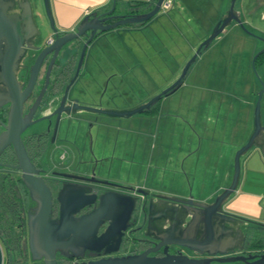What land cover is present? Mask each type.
<instances>
[{"label":"crops","instance_id":"0c3cea01","mask_svg":"<svg viewBox=\"0 0 264 264\" xmlns=\"http://www.w3.org/2000/svg\"><path fill=\"white\" fill-rule=\"evenodd\" d=\"M111 1L50 0V5L58 29L66 30L79 22L85 13L108 9L105 6ZM133 1L136 0H117L116 3L128 9ZM145 1L150 3L152 0ZM229 5L230 0H174L170 10H161L148 22L129 23L110 29L106 36H99L90 47V52L96 51L94 48L102 40L104 49L98 61L90 57L87 60L93 77L99 80L98 85L94 81L89 83L98 90L108 80L106 89L110 92H114L112 84L116 83L117 108H130L145 102L159 88L155 85L153 93L147 90L143 97L130 98L126 84L132 85L124 80L126 67L132 63L138 65L134 71H129V78L139 79L137 69L144 66L150 73L151 68L146 66L150 64L156 69L154 84L158 79H162L161 87L169 84L178 76L185 60L203 38L204 35L199 37L200 34L208 35ZM235 9L246 27L259 34L246 32L232 20L219 36L201 48H205L202 54L201 50L198 52L196 70L193 71L192 63L181 85L171 92L173 94L169 96L165 110L160 103L163 95L141 112L128 116H103L109 127L102 135L96 136V124H91L93 149L97 151L102 140L106 144L104 155L111 164L107 175L110 180L143 188L154 199V195H166L192 198L199 202L213 201L230 184L235 152L252 132L254 105L258 89L264 83L261 76L264 73V0H237ZM136 31L142 35L147 31L144 40L150 41L153 50L159 49L154 41L160 40L165 53L161 54L159 50L157 54L160 55L142 58L137 51L143 48V44L137 43L140 44L137 49L132 45L138 39L134 35ZM233 32L237 40L228 46L231 51L222 49L226 70H202L200 57L207 52L214 55V46L222 39L225 42L224 35ZM242 42L246 43V53L235 59L233 53L241 50L239 46ZM181 46L184 51L179 55L177 51ZM159 60L169 67L168 75L158 68L156 63ZM231 63L235 70L228 69ZM99 65L104 69L100 74ZM87 79L92 80L90 77ZM180 88L181 92L177 93ZM63 137L61 132L54 142L53 147L58 149V154L55 157L51 153L46 155L45 160L51 166H69L78 161L76 149L70 141L73 136H68L70 140H63ZM223 208L238 215L241 220L214 217L213 241L209 248L216 253H221L220 249L228 253L240 252L243 248L253 250L251 240L260 236L264 239V154L259 146L253 145L244 156L241 155L236 189ZM202 223L200 226L203 229ZM200 231L189 228L182 235L200 236Z\"/></svg>","mask_w":264,"mask_h":264},{"label":"water","instance_id":"95a60500","mask_svg":"<svg viewBox=\"0 0 264 264\" xmlns=\"http://www.w3.org/2000/svg\"><path fill=\"white\" fill-rule=\"evenodd\" d=\"M236 1L237 0H230V5L226 13L215 22L211 32L199 42L190 58L183 64L179 75L148 100L130 108H117V100L119 99L118 86L116 83L112 84L114 92H110L106 89L108 83V80H106L105 89L103 91L105 98H103L102 94H99L97 88L92 83H89L94 81L96 85H98L99 80L97 78L92 77V80H88L80 77L78 72L82 62L81 60L84 58L86 50L90 52V47L96 40L92 41L94 36L99 37L100 32L109 30L118 25L148 21L158 13L163 0H155L153 6L148 10L129 14L112 13L116 3V0H113L111 8L101 12L99 10H93L85 13L79 20L76 31H63L62 34L59 33V29L55 25L50 0H43L44 8L54 34V39L51 41L48 40V45L38 54L37 59L32 65L30 80L24 90H21L15 74V66L17 65L19 53L21 51V39L15 25L20 20L18 19L17 21L15 18L11 19L10 17H6V15H4V9L0 6V24H2L0 25V38L3 37L8 43V50L5 52L2 60L0 81H3L4 84L7 85L8 93L2 95L7 96V100L10 101L8 122L4 123V130L0 132V152L7 145L12 144L17 157V164H14V166L22 170V179L29 188L31 195L39 201L36 212L30 214L28 217L29 235L27 242L32 258H43V264H57V249L64 251L65 248H70L72 250L70 255L80 256L84 253L85 249L101 248L104 245H108L110 240H113L114 246L106 248V251L115 250L117 244L120 242L123 231L130 225L129 219L136 205L137 195L135 191L143 192V188L121 184L107 177L111 169V164L104 155L107 151L106 144L103 143L100 147L102 156L97 157L91 150L93 157L82 160V164H84L85 168L90 169L92 175L89 177L86 172H84L77 175L79 179L78 182L63 184L62 188L59 190L58 196L61 197V195H63V199H65L66 202L62 200L59 216L56 219L49 220L48 218L52 205L51 191L44 183L43 179L37 175L38 169L25 149L20 136L24 128L31 123L41 122L40 125H42L43 131L47 132L49 131L51 117L55 116L54 137L52 141H54L55 136L59 135L61 132H63L65 136L62 138L63 140H70L68 136L72 135L73 137L70 141L73 142L75 149L81 152V154H85L87 138L93 141V134L90 129L92 123L96 124L95 135H102V132L106 131V127H109V124L103 120V116H128L135 112H141L163 95H167L176 90L177 87L181 85L187 70L196 59L201 48L207 46L214 38L219 36L232 20L239 23L246 32H251L242 22L235 9ZM26 3L31 11L29 0H26ZM108 19L114 20L108 21ZM86 34H88L89 37L82 45L77 70L74 77L65 85L62 94L58 95L59 88L61 87L57 89L53 88L51 98L44 102L40 101L48 82L47 78L45 85L42 87L30 111L23 116V100L33 87L32 84L36 78L37 68L42 55L53 52L52 59H54L68 41L81 38ZM263 95L264 83H262V87L258 91V96L254 105L252 132L246 142L235 152L234 171L231 182L215 196L213 201L199 202L192 198L160 195L162 197L177 200L179 203L188 206V209L185 210L186 213L184 217L188 215H190V217L183 228L180 229L182 232H185L189 228L192 230V228L197 225V230L201 229V233L200 236L189 235L183 237V235H180L182 232H180L178 236L172 240L168 238L161 239L159 245L167 243L183 244L193 249L200 248L208 252L207 255L195 257L186 254L166 253L161 256H154L148 255L149 250H145L141 253L84 260L75 264H216L215 262L225 261H241L244 264H264V252H246L241 250L240 252L228 253L220 249L222 254L215 256L214 254L216 252L209 248L213 241L212 230L214 217H217L219 220H241L238 215L226 211L223 208V204L236 189L240 174L241 155L253 145L259 146L264 154V123L261 112ZM102 98L105 104L102 102ZM38 104L42 107L44 114L36 119H32L34 110ZM49 150L52 154V148ZM0 165L5 164L0 162ZM104 185L107 186L104 191L99 193L97 191H92V187L97 190ZM94 203L96 204L89 212L76 215V213L86 205ZM193 209H196L199 213H195ZM183 221H185V219ZM105 222H107L105 230L99 233V229ZM201 222H203V229L201 226L199 227ZM3 260V245L0 242V264H3Z\"/></svg>","mask_w":264,"mask_h":264},{"label":"flooded vegetation","instance_id":"af4514ba","mask_svg":"<svg viewBox=\"0 0 264 264\" xmlns=\"http://www.w3.org/2000/svg\"><path fill=\"white\" fill-rule=\"evenodd\" d=\"M29 2L31 5V11L27 6L26 0H0V6H2L4 9V15H6V17H10L11 19L15 18L17 21L18 19L20 20L15 25L19 31L21 39V51L19 53L17 65L15 66V74L21 90H24L30 80L32 65L37 59L38 54L45 46L48 45L49 41L54 39L52 29L46 35L43 34L42 28L40 27L35 16L32 0H29ZM99 11L101 12L103 10ZM113 20L114 19H108V21ZM77 24L78 22L66 30H59V33L62 34L63 31L69 30L76 31ZM249 30L251 31V34H256L253 30ZM107 33L108 31L106 30L102 31L100 32L99 36L103 38V36H106ZM88 37L89 35L86 34L81 38L68 41L54 59H52L53 52H48L47 54L42 55L37 68L36 78L32 84L33 87L31 86V91L23 100V116L30 111L42 87L45 85L47 78L48 82L45 86L40 101L44 102L49 100L51 98L53 88L57 89L61 87L59 88L58 95L62 94L65 85L69 83L74 77V74L77 70L82 45ZM97 38L98 37L94 36L92 41ZM100 42H98L97 47L94 48L96 51L94 50L89 52L86 50L85 56L81 60L82 62L78 72L80 77L86 79L87 77H93L91 68L87 65V60L90 57L95 61H98L97 59L104 49L102 40ZM7 50L8 43L3 37H1L0 75L2 72L1 69L3 56ZM103 71V67L99 65L98 74L103 73ZM104 89V85L98 89L99 94H102L103 98H105L103 94ZM4 93H8V87L3 81H0V132L4 130V123L8 122L10 108V101L7 100V96L2 95ZM102 102L104 103V100ZM43 114L42 107L40 104H38L34 110L32 119H36ZM54 122L55 116H52L51 123L49 125V131L47 132L43 131V127L40 125L41 122H34L24 128L20 134L29 157L38 169L37 175L43 179L44 183L51 191L52 205L51 212L49 213V220L56 219L59 216L61 202L62 200L65 201V199H63V195H61V197L58 196L59 190L62 188L63 184H72L73 182H78L79 179L77 178V175L84 172H86L87 176L90 177L92 173L90 172V169L85 168L84 164H82V160L92 158V151L97 157L102 156L100 153V147L104 143L100 137L102 141L99 149L97 150L99 152L98 154V152L93 149V141H91L90 138H87L86 153L81 154V152L77 150L75 152L79 157L77 158L78 161L76 164H70L69 166L57 164L51 166L48 162H46L45 158L46 155L51 152L49 150L51 148L53 154H51V156L55 157L58 153V149L53 147L55 140L52 141V138L54 137ZM56 138L57 136H55V139ZM0 162L5 164L0 165V174H4L5 177L8 178V180L16 187V189H18L20 193V202L22 205L21 217L23 224L20 230L22 249L16 256L15 260H12L11 262L12 264H43V258H32L27 242L29 235L28 217L30 214H34L36 212L39 201L37 198L31 195L29 188L22 179V170L14 166V164H17V157L12 144L7 145L0 152ZM106 188L107 186L105 185L99 187L97 190L92 187V191H97L99 193L104 191ZM135 194L137 195L136 205L129 219L130 225L123 231L120 242L117 244V248L115 250L106 251V248L114 246L113 240H110L108 245H104L98 249H85L84 253L80 256L70 255V253H72L70 248H65L64 251L57 249V264H75L84 260L131 253H141L145 250H149L148 255L154 256H161L166 253H170L200 257L208 254V252L203 251L200 248L193 249L183 244L167 243L159 245L161 239L168 238L172 240L178 236L180 232H182L180 229L183 228V226L186 224V221L190 217V215L184 217L186 213L185 210L188 209L186 204H181L177 200L159 195H154L156 199L150 198V193L144 189L143 192L135 191ZM95 204L96 203L86 205L84 208L78 211L76 215L89 212ZM193 210L195 213H199L196 209ZM183 218L185 221H183ZM106 226L107 222L103 223L99 229V233L103 232ZM194 229L197 230V225L194 227ZM182 233L180 235H182ZM242 250L247 252L246 248H243ZM259 252H264V249ZM3 254L6 256L4 247ZM220 254L222 253H215L214 255L217 256ZM237 262H240L239 264H244L241 261ZM215 263L218 264V262Z\"/></svg>","mask_w":264,"mask_h":264},{"label":"rangeland","instance_id":"374dc122","mask_svg":"<svg viewBox=\"0 0 264 264\" xmlns=\"http://www.w3.org/2000/svg\"><path fill=\"white\" fill-rule=\"evenodd\" d=\"M32 3H33V6H34V11H35V16H36V19H37V21H38V23H39V25H40V27L42 28V31H43V34L44 35H46L50 30H51V24H50V22H49V18H48V16H47V14H46V11H45V8H44V3H43V0H32ZM173 4H174V0H173ZM173 4H172V6H173ZM171 6V7H172ZM171 7L170 8H168L169 10L171 9ZM225 8V7H224ZM167 9V10H168ZM116 12H115V14H122L123 13V11H125V9L123 8V6H120L119 5V3H117V6H116V10H115ZM119 11H120V13H119ZM161 10H159L158 12H160ZM190 18V17H189ZM193 19V18H192ZM149 21V20H148ZM147 21V22H148ZM194 21V20H193ZM193 21H191V22H193ZM55 25H56V23H55ZM125 24H123V25H118V26H116V27H119V26H124ZM57 26V25H56ZM186 26V25H185ZM116 27H114V28H116ZM111 29H113V28H111ZM110 30V29H109ZM109 30H106V31H109ZM149 30V29H148ZM159 32V34L161 33V31H158ZM194 32H195V30H194ZM256 32V31H255ZM256 33H258V32H256ZM259 34V33H258ZM134 35H136L137 37H138V39H136L135 40V42H133L132 43V45H133V47H135L136 49H137V46H139L140 44H143V48L141 47L138 51H137V53L139 54L140 53V55L142 56V58H145V59H148V57L150 56V57H154L155 55H160V54H157V51H159L160 50V52H161V54L162 53H165L164 52V49H163V47H162V44H160V40H158V42L157 41H154V43L155 44H157L158 45V50H153V48L152 47H150V41L149 40H144L145 38H146V35H147V31L144 33V35H142L140 32L139 33H137V31H136V33L134 32ZM204 35V36H203ZM113 36V35H112ZM201 36H203V38H205L206 36H207V34H205V33H201L200 34V36L199 37H201ZM224 36H226V39H225V42H224V39H222L220 42H218V44H216L215 46H214V51H215V54L214 55H212V54H210L209 52H207L206 54H204V55H202V57H200V59H201V63H202V70H204V71H210V70H212V69H215V70H217V71H221V70H226L225 68H224V64H223V62H224V59H223V56H224V53H223V51H222V49L223 50H227V48L231 51V48H229L228 46L229 45H232L233 44V40H237L236 38H235V35H234V32L233 33H228V36L227 35H224ZM114 37V36H113ZM113 37H111V38H113ZM159 37H160V35H159ZM203 38H201L200 40H199V42L203 39ZM115 39V38H114ZM131 40V42H132V39H130ZM257 40V39H256ZM107 41H109V40H107ZM227 41H229V43H227ZM257 41H260V39L259 40H257ZM199 42H198V44H199ZM261 42V41H260ZM137 43H140V44H137ZM195 43V42H194ZM197 44V45H198ZM225 45V46H224ZM248 45V44H247ZM113 47L114 48H116L114 45H113ZM140 47V46H139ZM197 47V46H196ZM196 47L195 48H193V51H192V53L195 51V49H196ZM226 47V48H225ZM239 48L241 49V50H238L237 52H235V53H233V57L235 58V59H239V56H242V55H245V53H246V43L245 42H242L241 43V45L239 46ZM205 49V48H204ZM204 49H202L201 50V54H202V52H203V50ZM116 51H119L118 49L116 50ZM184 51V47L183 46H181V47H179V49H178V51H177V53H179V55H182L181 53ZM192 53L188 56V58H190V56L192 55ZM210 54V55H209ZM166 56H168V55H166ZM187 58V59H188ZM171 59V57L169 56V60ZM186 59V60H187ZM232 59V58H231ZM185 60V61H186ZM197 60H195V61H193L192 63L194 64V69H193V71H195L196 70V66H197ZM136 63V62H135ZM200 63V64H201ZM159 67V69H161L162 71H165V72H167V75L169 74V67L164 63V62H161V60H159V61H157V63H156ZM199 64V63H198ZM136 66H138V65H134V63H132V64H130V66L129 67H126V69L123 71L124 72V74H125V83H127V82H129L132 86H130V85H128V84H126V89L129 91V93L131 94V97L130 98H133L132 96H134V98L135 97H138L139 95H141V97H143L144 96V93L148 90V91H150L151 93H153V91H154V89H153V86H155V85H157V87L159 88L156 92H154L153 94H150L149 96L151 97V96H153L154 94H156L157 92H159L160 90H162L165 86H167L168 84H166L164 87H161V85L162 84H160V82H161V80L162 79H158L157 80V83L156 84H154L155 83V81H153V79H154V70H156V69H154V68H152L151 67V65L150 64H147L146 66L147 67H150L151 68V70H150V73H149V71H147L146 69H144L143 67L144 66H141L140 68H138L137 69V71H138V74H139V79H133V78H129V71L131 72V71H134V69H135V67ZM232 66H233V63H231L229 66H228V69L230 68L231 70L233 69V70H235V68L236 67H233L232 68ZM181 69H182V67H181ZM181 69L179 70V72H178V75H179V73H180V71H181ZM158 70V69H157ZM191 70V69H190ZM230 70V71H231ZM229 71V72H230ZM261 74V73H260ZM261 76H262V78H263V80H264V73H262L261 74ZM129 78V79H128ZM142 83H143V85H142ZM214 82H212V84H213ZM247 84L249 85V80L247 81ZM145 85V86H144ZM146 87V88H145ZM156 87V88H157ZM181 88L180 89H178V91H177V93L178 92H181ZM258 90H260V87H259V89ZM135 91V92H134ZM176 91V90H175ZM130 94H128V95H130ZM134 94V95H133ZM173 93H170V94H167V95H164L161 99H160V103H161V107H162V105H163V109L165 110L166 109V107H167V102L170 100V97L169 96H171ZM148 97V96H147ZM127 103V102H126ZM141 103V102H140ZM139 104V103H138ZM137 105V104H136ZM261 112H262V120H263V123H264V98L262 99V101H261ZM252 147V146H251ZM250 147V148H251ZM249 148V149H250ZM58 154V153H57ZM244 154L245 153H243L242 154V156H244ZM4 247V246H3ZM5 248V247H4ZM5 256V255H4ZM4 264H6V256H5V258H4V262H3ZM240 262H237V261H235V262H227V261H225V262H218V264H239Z\"/></svg>","mask_w":264,"mask_h":264},{"label":"trees","instance_id":"16d2710c","mask_svg":"<svg viewBox=\"0 0 264 264\" xmlns=\"http://www.w3.org/2000/svg\"><path fill=\"white\" fill-rule=\"evenodd\" d=\"M154 2L155 0H152L150 3H147L145 0L133 1V5L125 9L124 14L148 10L153 6ZM112 4L113 0L107 5L110 7H105L109 9L112 7ZM115 10L116 5L113 12ZM144 22H138L136 24H142ZM21 214L22 205L18 189H16L4 174H0V242L5 247L6 264H12L11 261L15 260L22 249L20 230L23 220ZM250 247L253 248V251H262L264 249L263 237H254L250 242Z\"/></svg>","mask_w":264,"mask_h":264},{"label":"built area","instance_id":"2783aa9c","mask_svg":"<svg viewBox=\"0 0 264 264\" xmlns=\"http://www.w3.org/2000/svg\"><path fill=\"white\" fill-rule=\"evenodd\" d=\"M173 4V0H163L162 4H161V10L165 11L168 8H170Z\"/></svg>","mask_w":264,"mask_h":264}]
</instances>
